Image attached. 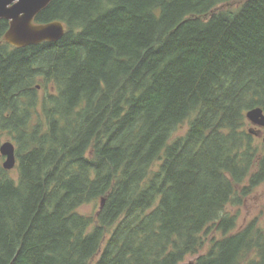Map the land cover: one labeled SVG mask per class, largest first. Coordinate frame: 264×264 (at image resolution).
<instances>
[{
	"label": "trees",
	"instance_id": "16d2710c",
	"mask_svg": "<svg viewBox=\"0 0 264 264\" xmlns=\"http://www.w3.org/2000/svg\"><path fill=\"white\" fill-rule=\"evenodd\" d=\"M52 22L60 41L17 48L0 20V149L17 158L14 175L0 153V264H183L215 232L195 264H264L258 222L226 212L264 184L247 120L264 0H54L35 20Z\"/></svg>",
	"mask_w": 264,
	"mask_h": 264
},
{
	"label": "water",
	"instance_id": "95a60500",
	"mask_svg": "<svg viewBox=\"0 0 264 264\" xmlns=\"http://www.w3.org/2000/svg\"><path fill=\"white\" fill-rule=\"evenodd\" d=\"M54 0H0V20L9 22L10 27L4 39L10 45L24 48L43 43H56L66 33L62 22L36 24L37 16L46 10ZM247 120L251 124L249 132L256 136L264 133V109H252L247 113ZM258 128V129H256ZM264 143V138H263ZM4 158L3 167L6 171H13L17 166L16 147L13 142H5L0 149ZM105 200H102L104 206Z\"/></svg>",
	"mask_w": 264,
	"mask_h": 264
},
{
	"label": "rangeland",
	"instance_id": "374dc122",
	"mask_svg": "<svg viewBox=\"0 0 264 264\" xmlns=\"http://www.w3.org/2000/svg\"><path fill=\"white\" fill-rule=\"evenodd\" d=\"M250 128H252L251 125L249 126V129ZM187 131L188 125L182 126L180 130L174 135L172 140L174 141L176 138L184 136ZM263 138L264 133L260 138H258V141L262 143ZM12 173L14 175L17 174L16 170H13ZM245 185L247 186L248 182H246ZM100 203L101 202L99 201L97 203L83 206L79 211L83 215L96 217L98 211L100 210ZM226 212L227 214H229V216L235 217L237 219L236 231H240L253 221H257L259 227L264 231V184L255 189L249 197L244 198L241 205H229L226 209ZM213 236H215L217 239H220L222 237L221 234L217 232L213 233L212 236L204 234L203 239L205 241V245L203 249L199 252L198 255L187 257L183 264H195L200 256L205 255L211 247V238ZM98 259L99 257L94 260L93 264H96Z\"/></svg>",
	"mask_w": 264,
	"mask_h": 264
},
{
	"label": "flooded vegetation",
	"instance_id": "af4514ba",
	"mask_svg": "<svg viewBox=\"0 0 264 264\" xmlns=\"http://www.w3.org/2000/svg\"><path fill=\"white\" fill-rule=\"evenodd\" d=\"M262 135H263V134H262ZM262 135H261V136H262ZM261 136H258V138H260Z\"/></svg>",
	"mask_w": 264,
	"mask_h": 264
},
{
	"label": "bare ground",
	"instance_id": "6f19581e",
	"mask_svg": "<svg viewBox=\"0 0 264 264\" xmlns=\"http://www.w3.org/2000/svg\"><path fill=\"white\" fill-rule=\"evenodd\" d=\"M133 94V93H132ZM251 111V110H250Z\"/></svg>",
	"mask_w": 264,
	"mask_h": 264
}]
</instances>
